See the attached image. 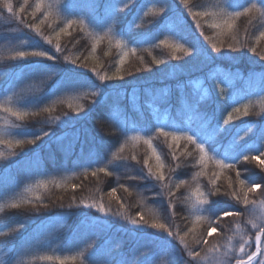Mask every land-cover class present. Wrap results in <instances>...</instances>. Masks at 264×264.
Segmentation results:
<instances>
[{"label": "trees", "instance_id": "1", "mask_svg": "<svg viewBox=\"0 0 264 264\" xmlns=\"http://www.w3.org/2000/svg\"><path fill=\"white\" fill-rule=\"evenodd\" d=\"M9 2L19 19L9 15L0 0V102L11 98L13 106L37 115L17 121L0 111V130H7L8 138L25 141L12 150L14 155L0 145L4 152L0 158V204L32 200L19 209L5 207L0 212V232L5 233L0 235V264H59L55 258L40 259L44 256L68 257L66 264H184L189 259L187 250H199L204 257L208 247L218 244L224 252L229 237L237 253L241 237L251 238L253 246L246 251H253L252 223H264V166L244 161L243 156L236 167L246 179L245 188L249 183L261 185L249 193V200L255 203L245 206L232 198L229 179L238 192L240 186L235 170H225L217 181L220 192L209 197L201 214L213 220L226 210L243 215L218 220V233L207 237V245L196 240L202 233L206 236L208 220L197 224L195 232L185 238L187 250L177 238L150 225L163 222L180 235L193 228L191 200L185 197L197 187L210 189L209 180L219 171L209 162L206 173L193 180L197 172H205L195 166L198 152L194 146L181 141L179 148L170 149V138L161 136L158 129L207 132L234 107L243 109L251 102L249 115L233 113L234 120L222 126L215 139L227 144L239 136L236 151L247 152L249 145L264 146V60L259 58L264 40L256 44V37L264 31L260 14L253 11L240 17L233 40L208 28L211 18L193 20L188 15V8L222 7L224 0H187V6L181 0H147L166 10L146 16L142 13L145 0H127V7H123L126 0H44L52 5L54 17L40 26L42 35H36L26 25L42 19L40 13L35 19L30 15L37 0H28L24 13L18 11L24 0ZM237 2L264 6L262 0ZM66 19L83 20L87 27L81 30L74 24L57 40L56 33ZM105 33L108 35L96 43L94 36ZM43 37H50L52 43ZM163 39L178 41L190 52L177 50L173 59V50L160 43ZM116 40L123 41L122 48L116 47ZM213 43L222 47L220 53L212 49ZM228 44L238 50H229ZM252 46L257 48L255 54L249 50ZM130 48L137 50L136 55L129 53L126 63L119 65L123 52ZM25 50L47 51L56 59L12 58ZM153 58L164 63L157 65ZM118 66L123 79L99 80L97 73L111 76ZM45 107L51 111H42ZM14 124L18 127H12ZM37 133L40 139L28 143ZM137 136L141 139H132ZM148 138L165 164L167 179L163 183L141 178L147 176L148 167L156 171V159L143 142ZM185 149L190 156L180 155ZM173 151L179 160L172 159ZM99 167L111 174L96 171L93 175ZM179 179L189 183L177 190ZM42 180L48 181L47 188L36 187ZM165 185L176 193L171 198L175 215ZM113 188L115 196L109 195ZM100 202L110 209L107 214L84 206ZM138 213L143 214V220ZM132 219L144 227L137 228ZM213 260V255L198 258L199 264H213Z\"/></svg>", "mask_w": 264, "mask_h": 264}, {"label": "snow or ice", "instance_id": "2", "mask_svg": "<svg viewBox=\"0 0 264 264\" xmlns=\"http://www.w3.org/2000/svg\"><path fill=\"white\" fill-rule=\"evenodd\" d=\"M3 7L7 11L9 15L17 16V19H19V16L17 13H14L13 11V4L9 2V0H2ZM181 3L187 6V0H181ZM28 5V0H24V4L20 6L19 13L25 12V6ZM262 5H264V0H262ZM123 7H127V0L124 3ZM166 9L164 7L157 8L155 4H150L145 0V2L142 5V13L143 15L153 14V15H159ZM113 11H118L117 9H113ZM253 11L258 12L260 14V19L264 20V6H258L257 3H251L250 6H242L240 5L237 0H224V5L221 7L219 5L214 6V8L204 9L200 10L198 8H188V15L193 18V20H196L197 17L204 19L206 17L211 18V22L207 24V27L210 29L215 30L219 33L221 36L230 37L231 39L235 40L234 30L236 28V21L242 17V16H248ZM37 13H40L42 15V19H40L38 24L35 25H26V27L31 28L36 35H42L40 26L45 24L49 21L50 18L54 17V13L52 11V5L51 4H45L44 0H37L35 3L32 12L30 15L33 17V19L36 18ZM59 13L56 14V18H58ZM23 21H21L22 23ZM79 24L81 26V30H83L87 25L83 20H72V19H66L64 23V27L60 29L59 32L56 33L57 40L59 39L60 33H67L69 28H71L74 24ZM49 27H51V23L48 24ZM197 28H200V24H196ZM108 33H105L104 36H100L96 34L94 36V39L96 43H98L100 40L104 39L105 36H107ZM47 43L51 44L52 39L50 37H43ZM261 40H264V31H261L259 35L256 37V44L258 45ZM116 47L122 48L123 47V41L116 40ZM162 45L165 47L171 48L173 50V59H176V51L180 50L183 51L185 54H188L190 52V49L185 48L182 43H179L178 41H173L172 43L169 42L168 39H163L160 41ZM55 49L57 52L60 51V44H55ZM212 49L215 50L217 53H220L222 51V47H218L216 43L212 44ZM228 49L231 51H237L238 48L234 47L233 44H228ZM249 50L252 53L257 52L256 46H252L249 48ZM92 51H96V44H93ZM136 49L130 48L127 51L123 52L122 56L120 57L118 64L123 65L126 63L127 58L129 56V53L133 56L136 55ZM28 57H38V58H46L47 60H54L56 57L49 54L47 51L43 50H25V51H18L15 53V56H13V59L19 58V59H25ZM260 60H264V53H261L259 55ZM153 63L159 65L161 63H164L162 60H158L153 58ZM99 80L101 82L111 79H123V75L121 73V68L118 66L116 68V71L113 75H99L97 73ZM93 95H96L95 92L92 93ZM71 107V105H69ZM251 107V102L248 104L243 105V109L240 107H234L233 111L227 114L226 118H223L221 123H217L215 126L210 127V130L207 132H193L192 134H188L187 130H165L164 128L158 129L161 136L165 137L166 139L170 138L171 143L169 144V148H179L181 141H186L188 144H191L194 146V149L198 152V157L195 161V166L204 169L205 172H197L195 176L192 177L193 180L197 179V177L202 176L206 173V170L208 168L209 162L211 164L215 165V168L219 171L213 172L212 179L209 180V184L211 185V188L207 191L201 190L199 187L196 188L195 191L191 192L189 196L185 197L186 200H191V211L194 215L193 220V228L189 229L187 232H184L183 235H180L179 232L173 233L168 226L163 222H153L151 223L150 227L154 229H163L165 232H167V235L169 237H174L179 240L180 245H182L186 250L188 249V245L185 242V238L189 235L190 232H195V226L197 224H200L204 220H208V230L206 233V236L204 234H201V239L196 240V237L193 236V239L196 240L198 244L207 245L208 239L207 237H211L214 233H218V229L215 226L216 223H218V220L225 219L227 217H240L243 215V213L238 211H231L226 210L223 211L219 217L215 220L209 219L208 217L202 215L201 213L205 211L204 206L209 205V197L216 195L220 192V189L217 187V181L219 180L220 176L224 173L225 170H235L236 175V181L238 182L240 189L239 192L236 190L235 185L229 179L228 188L231 190V196L234 200L243 203L245 206H248L250 203L254 204L255 201L249 200V193H255L257 190L261 188L260 184L257 183H249L247 188H245L246 179L241 178V171L237 169L236 165L240 160V157L243 156L244 161H255L257 164L264 166V159H261V157H264V146H256V145H249L248 151H236V148L238 147L236 144V140L240 137H234L231 142L224 144V143H217L216 141V135L217 133L221 132L223 130L222 126L226 127L234 120L233 113L236 114H242L243 116L249 115V109ZM0 111L7 113L9 116L14 117L17 121L24 120L29 115H37V113H29L28 111L22 110L20 107H15L12 105L11 98H8L4 102H0ZM44 112H50L51 109L48 107H45L42 109ZM198 112V109H197ZM235 118H239V115H237ZM205 123L207 125H211L210 121H207L206 118ZM12 127H18V125H12ZM43 135H48L47 132H43ZM40 133H37L33 136V140L27 141L28 143H33L35 140L40 139ZM9 133L7 130H0V145H4L8 148L10 154H15L12 150L15 147L22 146L25 141L22 139H13L8 138ZM133 140H139L141 137H132ZM144 144L147 145V147L151 150L152 156L156 159V171L153 172V170L148 167L147 176L141 177L142 179H154L158 182L163 183L167 178L164 174L163 169L165 168V164L162 160L161 155L158 153L157 149L153 147V143L151 138L144 139ZM254 150V151H253ZM120 151H123V147L120 148ZM191 155V153H188L187 150L181 152L180 155ZM173 160H179V156L176 155V152L173 151L171 153ZM4 157V152L0 151V158ZM135 159V157H133ZM145 167L148 166V161H144ZM179 167V164L177 165ZM96 171L104 172L105 175H110L111 172L103 167H99L98 169L93 171V175H96ZM55 183V181H52ZM189 181L186 179H179L178 182L175 184V188L179 190L181 186L188 184ZM48 181H40L36 187H43L47 188ZM57 187H60L61 185L59 183H56ZM76 186L73 185V188ZM165 187H169V185H165ZM127 191L128 189L125 187L124 189ZM27 191L32 192V188H28ZM240 193H242V198ZM116 189L113 188L109 195L115 196ZM159 195V194H157ZM176 195L175 192L171 191V188L169 187V208L172 215H175V203L172 201V197ZM35 200H39L40 196L36 195ZM32 203V200H13L6 204H0V212L4 210L5 207H9L12 209H19L22 204H28ZM85 207H95L98 212L107 214L110 209H106L104 204L100 202L98 205L96 203L93 204H85ZM123 207V205H121ZM120 213H117L119 215ZM140 217V220H143V214L138 213L137 214ZM131 223L135 225L137 228L142 229L144 225L140 224L136 219H132ZM144 224H147V221L144 222ZM252 228L255 229V236H254V244H255V251H246V249H250L253 246V240L251 238L245 239L244 237H241L242 243L238 246V253L236 249H234L231 245V237H229V244L227 246V250L224 252H221L220 246L213 245L211 247H208L205 250V256H201V251L199 250H187V256L189 257L188 260L184 261V264H199V260H205L208 258L209 255L214 256L213 264H264V223L256 224L252 223ZM236 230L240 231V224H236ZM5 233L0 232V235H4ZM81 256L83 254L81 253ZM56 259L59 264H66V260L68 257L61 258L60 256H44L40 257L42 260H48L51 261L53 259ZM71 259H75V256L70 257Z\"/></svg>", "mask_w": 264, "mask_h": 264}, {"label": "rangeland", "instance_id": "3", "mask_svg": "<svg viewBox=\"0 0 264 264\" xmlns=\"http://www.w3.org/2000/svg\"><path fill=\"white\" fill-rule=\"evenodd\" d=\"M10 124V123H9ZM264 211V210H263ZM264 213V212H263ZM253 251H255V246H254V250Z\"/></svg>", "mask_w": 264, "mask_h": 264}]
</instances>
